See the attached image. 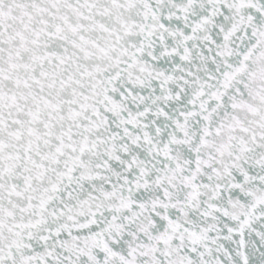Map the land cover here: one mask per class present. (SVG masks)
<instances>
[{
    "label": "snow or ice",
    "instance_id": "1",
    "mask_svg": "<svg viewBox=\"0 0 264 264\" xmlns=\"http://www.w3.org/2000/svg\"><path fill=\"white\" fill-rule=\"evenodd\" d=\"M0 264H264V0H0Z\"/></svg>",
    "mask_w": 264,
    "mask_h": 264
}]
</instances>
